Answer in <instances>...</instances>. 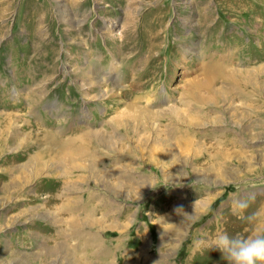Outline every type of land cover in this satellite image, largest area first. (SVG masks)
I'll use <instances>...</instances> for the list:
<instances>
[{
  "label": "rangeland",
  "instance_id": "374dc122",
  "mask_svg": "<svg viewBox=\"0 0 264 264\" xmlns=\"http://www.w3.org/2000/svg\"><path fill=\"white\" fill-rule=\"evenodd\" d=\"M257 229L264 0H0V264H227Z\"/></svg>",
  "mask_w": 264,
  "mask_h": 264
},
{
  "label": "clouds",
  "instance_id": "9594fccd",
  "mask_svg": "<svg viewBox=\"0 0 264 264\" xmlns=\"http://www.w3.org/2000/svg\"><path fill=\"white\" fill-rule=\"evenodd\" d=\"M240 207L246 208L247 204L241 203ZM260 216L261 213L258 212L246 219L255 222ZM212 244V249L219 250L227 264H264V229H257L248 235L220 232L216 234Z\"/></svg>",
  "mask_w": 264,
  "mask_h": 264
}]
</instances>
